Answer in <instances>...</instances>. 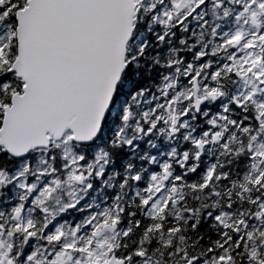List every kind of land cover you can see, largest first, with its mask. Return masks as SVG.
Instances as JSON below:
<instances>
[{
    "label": "snow or ice",
    "instance_id": "obj_1",
    "mask_svg": "<svg viewBox=\"0 0 264 264\" xmlns=\"http://www.w3.org/2000/svg\"><path fill=\"white\" fill-rule=\"evenodd\" d=\"M0 264H264V0H0Z\"/></svg>",
    "mask_w": 264,
    "mask_h": 264
}]
</instances>
